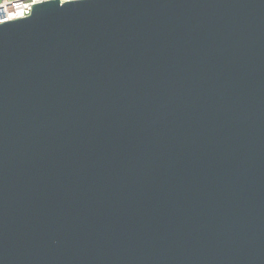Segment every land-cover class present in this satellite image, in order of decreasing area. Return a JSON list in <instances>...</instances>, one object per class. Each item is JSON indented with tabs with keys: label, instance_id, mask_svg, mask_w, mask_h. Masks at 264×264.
I'll list each match as a JSON object with an SVG mask.
<instances>
[{
	"label": "water",
	"instance_id": "1",
	"mask_svg": "<svg viewBox=\"0 0 264 264\" xmlns=\"http://www.w3.org/2000/svg\"><path fill=\"white\" fill-rule=\"evenodd\" d=\"M0 264H264V0L0 23Z\"/></svg>",
	"mask_w": 264,
	"mask_h": 264
},
{
	"label": "built area",
	"instance_id": "2",
	"mask_svg": "<svg viewBox=\"0 0 264 264\" xmlns=\"http://www.w3.org/2000/svg\"><path fill=\"white\" fill-rule=\"evenodd\" d=\"M49 0H0V23L29 16L36 4ZM71 0H60L61 3Z\"/></svg>",
	"mask_w": 264,
	"mask_h": 264
}]
</instances>
